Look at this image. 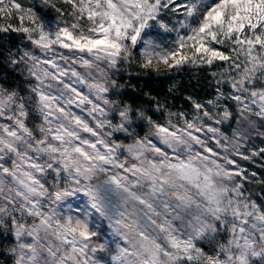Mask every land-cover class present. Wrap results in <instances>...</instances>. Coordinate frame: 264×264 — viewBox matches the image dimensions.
Returning a JSON list of instances; mask_svg holds the SVG:
<instances>
[{
    "label": "snow or ice",
    "instance_id": "obj_1",
    "mask_svg": "<svg viewBox=\"0 0 264 264\" xmlns=\"http://www.w3.org/2000/svg\"><path fill=\"white\" fill-rule=\"evenodd\" d=\"M65 2L72 5L77 23H54V18L39 6L24 8L16 0H8L7 4L5 0H0V13L8 16L13 11L23 13L17 16L21 21L20 28L11 29L8 26L0 30L23 32L32 44L45 51H52L54 45H59L74 53H87L91 59L79 56L78 61H73L80 62L85 68L103 60L114 69L119 63L129 59L130 48L139 51V46H143L141 54L145 67L152 65L154 59L158 63L167 64L169 68L197 62L200 65H212L219 60L229 61L232 72L239 73L241 64L231 63V57L214 46L222 45L226 40L232 41L236 46L233 52L237 56L244 54L246 60L240 78L231 80V87L237 94L230 95L229 99L241 104L243 110L252 112L256 109L254 115L264 120V90L249 91L245 87L246 84H253L258 72L264 73V0H185L184 3H177L176 0ZM40 4L47 5L48 0H40ZM164 11L181 12L185 21H181L180 26L188 30L189 34L179 36L177 48L161 56L151 37ZM84 18L91 25L86 32L79 27V21ZM25 19L30 27L23 26ZM192 23H198V26L190 27ZM159 27L166 29L164 24ZM246 30L251 33L250 36L245 35ZM257 48L261 50L259 53L256 52ZM185 49L191 55L185 54ZM25 57L34 61L29 72L38 83L31 91L38 97L39 112L47 127L40 126L43 138L35 140L34 146L33 131L25 124L28 111L23 98L15 92L0 90V117H5L7 113L6 118L10 121L8 124H0V161L9 154L17 157L11 161L12 169L0 163V170L24 189L16 191L15 196L5 197L8 203L0 207V221L3 215L11 216V211L40 218V223L30 229L24 224L18 225L15 232L17 240L27 236L32 237L33 242L20 243L18 254L17 249L11 250L16 254L15 264H42V257L43 264H48V257H57L59 247L40 243L41 230L46 236L51 230L62 245H71V252L59 256L58 264H65L69 260L73 264H250L253 257L264 261V213L258 214L254 204L251 205L253 210L248 211V204L240 205L231 198L233 193L237 197L241 195L239 185L228 187L225 183L231 181L234 174L225 171L213 160L210 163L216 166L214 171L209 166V157L200 153L180 159L179 151L191 150L193 144H203L192 131L195 129L200 132L202 128L187 122L185 129L170 130L169 127L156 124L151 117H145L143 112H137L135 115L141 120L146 119L155 128L154 136L176 154L169 157L167 151L157 147L147 137L137 140L134 145L110 143L100 138L98 131L81 117L61 106L63 92L52 95L50 91H45L44 81L51 77L63 83L61 78L69 75L68 68L61 67L55 58L39 61L34 55L30 57L27 52L11 63L25 62ZM59 59L68 58L60 55ZM42 65H49L56 71L50 72L45 68L42 73H38L36 68ZM70 75L76 77L78 83H85L84 77L75 68H72ZM112 84L115 85V81ZM47 87L50 88L51 85ZM63 87L75 95L79 101L78 107L85 102L92 105L90 115L97 112L101 116L107 115L100 103H93L88 96L77 92L71 83L64 84ZM88 87L95 89L98 94L109 92V87L104 84H89ZM219 95L223 96V93ZM96 98L101 97L98 95ZM75 102L68 99L65 104ZM208 103L212 104L213 101ZM103 104L109 105L110 101L103 99ZM194 107L198 110L204 108L200 103H195ZM110 110L115 111V108ZM133 114L131 107L124 106L119 111L118 125L112 126L107 119L97 120L96 128H103L107 124L111 128L106 134L109 137L112 131L132 135L130 129ZM203 115L211 118L206 110ZM229 115L225 111L223 119H227ZM53 121H56L55 126ZM78 129L91 133L97 139L94 142L82 139ZM207 131L216 132L217 129L209 127ZM122 148L132 154L138 163L126 166L127 159L122 160L119 155ZM28 150L34 153L36 159L47 156L49 162L43 165L35 162L33 156L28 155ZM145 152L155 153L159 159L149 160L145 157ZM197 160L199 165L195 163ZM22 163H28L30 169L42 176L48 175L51 170L55 181L51 186L53 190L49 191L33 171L23 173L27 181L20 179L18 173ZM214 176L220 178L219 183ZM134 188H147L148 191L138 193ZM16 197H22L23 202L10 211V205L17 203ZM48 203L52 207L46 212L43 209ZM241 206L245 211H240ZM229 213L234 221H240L241 226L238 227L233 222L230 229L232 238L226 245H220L216 257L206 256L197 247V243L211 239L212 234L218 231V224L226 225ZM248 217H254L261 226L257 228L254 222L250 228L244 227L248 223ZM11 218L14 224L17 223L14 216ZM157 218H160L159 223ZM103 221L108 222L111 235L130 243L132 250L116 240L108 239L90 247L93 238L101 239ZM176 221L180 222L179 226ZM157 230L163 234L160 242L153 234ZM130 233L133 235L130 236ZM44 252L47 256H43ZM221 253L225 256L223 260L220 259Z\"/></svg>",
    "mask_w": 264,
    "mask_h": 264
},
{
    "label": "rangeland",
    "instance_id": "obj_2",
    "mask_svg": "<svg viewBox=\"0 0 264 264\" xmlns=\"http://www.w3.org/2000/svg\"><path fill=\"white\" fill-rule=\"evenodd\" d=\"M22 7L29 8L39 6L50 15L53 22H66L67 24L77 23V20L73 16V7L70 3H66L65 0H48L47 5H41L40 0H16ZM177 3H184L185 0H176ZM8 0H5V4ZM9 11H13L9 9ZM18 15L23 13H15L8 16L4 13H0V29L10 26L11 29L21 27V21L17 19ZM185 21V17L181 12L164 11L161 13L159 22L156 25V30L153 32L152 39L158 46L157 51L161 56L175 50L177 48V40L179 36H187L189 31L181 28L180 22ZM166 25L165 28H160L159 25ZM23 26L30 27L27 19H25ZM63 26V24L61 25ZM89 21L84 18L79 21L80 29L85 32L90 27ZM198 23H192L190 27H196ZM157 33L159 38H157ZM245 35L250 36L251 33L247 30ZM38 38V37H34ZM190 43V42H189ZM220 51L225 52L226 55L231 57V63H240L241 69L239 73L232 72L229 61L216 60L212 65H200L196 64H184L179 67L169 68L167 64L157 62L153 60L152 65L145 67L144 58L142 56L143 46H139V51L136 48H130L129 59L119 63L116 68H110L108 64L101 60L96 61L92 67L85 68L81 66L78 61L79 56H83L85 59H91L87 54L74 53L73 50L63 49L59 45H54L52 51H45L44 49L37 48L27 39V34L19 31L0 30V47L5 50L6 58L3 63L6 65L3 70L0 69V90L12 93L15 92L19 97L23 98L25 108L28 111V116L25 118L26 126L33 131L34 141L42 139V134L39 131L40 126H45L43 116L39 112V106L37 103L38 97L31 91L35 87L38 81L30 75L29 69L33 66L34 61L25 57V62L12 64V60H19L25 52L29 53L31 57L34 55L39 61L55 58L61 67H67L69 75L62 77L63 83L60 81L51 79L49 77L44 81L45 91H50L52 95H60L64 93L61 99V106L66 108V111H70L72 114L81 117L89 126L96 129L99 133V137L108 140L110 143L115 142L121 145H134L137 140H143L147 137L152 140V143L157 147L163 148L168 152L169 157H173V149L167 148L163 145L158 138L154 136L155 128L152 127L146 119L141 120L135 113L143 112L145 117H151L152 121L156 124L169 127L170 130L185 129L187 122H192L196 127L202 128V131L196 132L193 129V134L198 136L202 141V145L193 144L191 150L185 149L179 151L180 159H187L189 156H194L196 153H200L202 156L209 157V166L215 171V165L211 164V161L223 167L227 172L233 173L231 181H225L228 187L234 185L240 186L241 195L237 197L235 193L231 194V198L236 200L240 205L248 204V211H252L251 205L256 206L257 213H264V120L254 115L256 109L252 112L243 110L242 105L238 104L235 100L229 99L230 95L237 94L231 87V80L239 79L240 74L243 73L245 66L244 61L246 56L240 54L237 56L233 49L236 47L232 41L226 40L222 45H214ZM261 50L257 48L256 52ZM185 54L191 55L188 49H185ZM60 55L67 57V60H60ZM169 63H172L169 60ZM249 67L251 65H248ZM47 68L50 72H55L49 65L37 66L36 71L42 73ZM72 68L80 73L84 77L85 83H78L76 77L70 75ZM9 71H8V70ZM9 76L4 77V73ZM216 73V75H213ZM115 81V85L112 84ZM220 82L219 84L217 82ZM227 81V82H225ZM162 84L158 89V92L151 93L150 88L152 84ZM71 83L73 87L77 89V92L84 96H88L93 103H100L101 107L105 108L107 115L101 116L98 112L89 114L92 105L87 102L81 104L79 107L77 104L79 101L74 94H70L69 90L64 89V84ZM104 84L109 87L108 93L98 94L95 89H90L89 84ZM192 83L196 85V91L188 88ZM147 84V85H146ZM51 85L50 88L47 86ZM138 85V86H137ZM164 87H168L167 92L175 90L176 87L185 91V95H168L167 92H163ZM245 87L249 88V91H262L264 90V73H257L256 78L252 85L246 84ZM144 89V93L139 89ZM219 89V91H218ZM223 93V96L219 94ZM100 99H97V96ZM219 97V100H218ZM133 98H139L138 101L133 102ZM73 99L76 102L71 105H66L65 101ZM103 99L110 101L109 105L103 104ZM209 101H213L209 104ZM218 101V102H217ZM195 103H200L204 106L203 109H196ZM124 106H129L133 109L132 115V128L130 132L132 135L125 134L123 132L112 131V135L109 137L106 134L111 131V128L106 124L103 128H96L97 120H109L112 126H116L120 123L119 111ZM115 108V111H111V108ZM208 111L211 118L203 115L204 111ZM230 113L227 119H223L224 112ZM7 116V113H6ZM5 117H0V124H8L9 120ZM220 120V123H216ZM56 125V121H53V126ZM75 127V125H72ZM209 127L217 129L216 132H209ZM79 134L82 139H89L95 141L97 137L91 135V133L83 132L79 130ZM98 147H101L98 145ZM183 147V146H181ZM206 149H211V152H207ZM24 149L22 148V151ZM28 155L33 156L35 162L45 164L48 161L47 156L36 159L34 153L28 150ZM121 159H127V165L132 163H138L134 156L126 151L125 148L121 149L119 153ZM145 157L149 160H158L159 157L155 153L145 152ZM17 159L14 154H9L0 163L4 164V167L10 169L13 168L12 160ZM175 162V161H173ZM234 162V163H230ZM199 165V160L195 161ZM25 171H33L34 175L41 179V183L45 184V187L52 191V185L55 183L51 170L46 176H42L40 173L30 169L28 163H22L18 176L20 179L27 181V177L23 175ZM239 173V175H235ZM214 179L217 183L220 182L219 177ZM0 207H3L8 201L5 197L15 196L16 191H23L22 185H19L16 180L11 176L4 174L0 170ZM134 191L138 193L147 192V188H134ZM195 192V189L192 188ZM170 199V197H169ZM17 203L10 205V211L12 208H18L19 203L23 202L22 197H16ZM52 205L48 203L43 209L44 211H50ZM139 207H143L139 205ZM162 210V209H159ZM129 211L131 207L129 206ZM195 211V209H192ZM240 211L245 209L241 206ZM66 213V210H64ZM2 215V214H0ZM12 216L16 218L17 223L12 222ZM248 223L243 225L246 228H250L252 223L257 224V228L261 226V223L255 221L254 217H248ZM158 223L160 218H157ZM63 222V221H62ZM236 223L240 225L239 220H233V217L229 213L227 216V224H218V231L212 234L211 239H206L197 243V247H200L205 255H211L216 257L220 245H226L232 238L230 231L232 224ZM40 223L39 217H32L26 213L20 211H11V216L3 215L2 221H0V264H15L16 254L19 252L18 245L20 243L33 242L32 237H22L17 240L15 236L16 229L19 224H24L26 228H31L33 225ZM179 226V221L175 222ZM154 227V226H153ZM102 236L100 240L93 238L90 243V247L102 243L104 239L109 241L116 240L121 243L122 246L129 247L131 244L125 241H121L119 237H113L111 230L108 227V222L103 221L101 224ZM157 236V241L160 242L163 234L153 233ZM130 236L133 234H129ZM40 243L45 246L51 245L53 247H59L60 252L57 253L56 258L48 257V264H58V258L61 255H65L71 252V245H62L60 239L52 234L49 230L47 236L44 231L40 232ZM71 239V237H69ZM79 247V244H77ZM113 249L115 245H112ZM17 249V253L14 254L11 250ZM43 256H47L44 252ZM220 259H225L223 253L220 254ZM43 264V257L41 258ZM65 264H73L72 261H65ZM250 264H264V261L259 257L251 258Z\"/></svg>",
    "mask_w": 264,
    "mask_h": 264
},
{
    "label": "trees",
    "instance_id": "obj_3",
    "mask_svg": "<svg viewBox=\"0 0 264 264\" xmlns=\"http://www.w3.org/2000/svg\"><path fill=\"white\" fill-rule=\"evenodd\" d=\"M5 58H6V54H5V50L4 49H2L1 47H0V69H2L3 70V68L6 66L4 63H3V61L5 62ZM8 70V69H7ZM9 71V70H8ZM4 73V72H3ZM6 73V72H5ZM4 73V77H7V79L9 78V76L7 75V74H5ZM10 79V78H9ZM147 85V84H146ZM138 86V85H137ZM162 86V84H160L159 82L157 83V84H152V88H150V92L151 93H155L156 94V92H158V89L160 88ZM165 89L163 90V92H167V88L168 87H164ZM188 88H190V89H192V90H188V91H191V92H193V91H196V85H194L193 83H192V87H191V84L188 86ZM139 90H141V92H143L144 93V89L142 88V89H139ZM176 93H177V95H180V96H182V95H185V91H182L181 90V88H179V87H176L175 88V90H170V91H168L167 92V94L168 95H176ZM138 99L139 98H133V102H136V101H138Z\"/></svg>",
    "mask_w": 264,
    "mask_h": 264
}]
</instances>
